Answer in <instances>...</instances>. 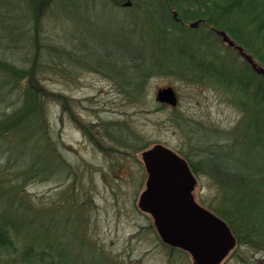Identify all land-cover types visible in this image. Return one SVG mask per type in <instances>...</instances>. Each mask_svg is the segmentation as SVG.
<instances>
[{"label":"trees","instance_id":"1","mask_svg":"<svg viewBox=\"0 0 264 264\" xmlns=\"http://www.w3.org/2000/svg\"><path fill=\"white\" fill-rule=\"evenodd\" d=\"M124 1L0 0V103L12 106L0 112V140L8 143L0 142L6 159L0 165V247L15 252L19 264H86L96 256L82 235L80 214L87 199L74 188L71 165L57 156L56 145L46 138L51 129L47 117L51 92L34 83H39L38 74L46 64L37 59L32 66H18L6 58L4 49L22 48V39L13 32L22 29L24 41L29 40L24 26L31 19L40 55L59 52L69 58L73 51H56L40 37L42 18L84 22L88 13L99 15V3L106 12ZM133 4L136 17L131 12L121 16L132 19L134 50L128 57L120 52L121 63L92 58L95 52L84 44L75 48L89 56L94 68L114 69L108 75L137 101L147 78L158 73L224 90L239 108V120L224 131L222 142L207 141L199 129L193 151L183 156L213 182L218 202L211 209L229 224L237 246L264 251V0H133ZM192 21H199V26L187 24ZM219 31H225L234 45L226 43ZM14 87L21 88L16 97ZM125 136L113 137L135 147ZM53 173L68 174L69 196L59 192L62 198L49 202L32 197L26 187L29 179Z\"/></svg>","mask_w":264,"mask_h":264},{"label":"rangeland","instance_id":"2","mask_svg":"<svg viewBox=\"0 0 264 264\" xmlns=\"http://www.w3.org/2000/svg\"><path fill=\"white\" fill-rule=\"evenodd\" d=\"M98 5L99 15L93 17L87 12L89 20L84 22L48 15L42 18L40 37L54 44L56 51H73L69 58L59 52L52 57L47 52L40 55L37 28L31 19L24 26L29 40L24 41L22 29L12 31L22 39V48L7 46L5 56L18 66H32L37 59L46 64L38 74L39 83H34L51 92L47 109L51 129L46 138L56 145L57 156L71 165L74 188L87 199L80 214L84 222L82 235L87 249L96 257H90L86 264H195L188 251L162 241L152 215L138 206L147 178L142 152L160 142L179 154L191 153L199 129L207 141L215 138L222 142L226 139L224 131L239 120L240 110L220 87L172 74L149 76L140 101L129 96L108 75L114 74V69L104 72L94 68L89 56L87 59L75 48L76 44H84L95 52L92 58H109L114 64L121 63L120 52L128 57L134 50L132 19L121 16L131 12L136 17L133 2L126 0L106 12ZM190 23L199 26V21ZM128 74H133L132 70ZM165 86L174 87L178 105L157 101L158 89ZM20 90L12 88L13 97ZM10 108L0 103V112ZM119 133H126L125 138L135 147L119 143L113 137ZM6 141L0 140L1 144H8ZM0 147L1 165L6 159L4 145ZM50 175L29 179L26 187L32 197L49 202L61 199L63 194L69 196L68 174ZM194 194L207 207L218 202L216 187L202 174ZM0 264H19L18 256L0 247ZM220 264H264V251L236 246Z\"/></svg>","mask_w":264,"mask_h":264},{"label":"water","instance_id":"3","mask_svg":"<svg viewBox=\"0 0 264 264\" xmlns=\"http://www.w3.org/2000/svg\"><path fill=\"white\" fill-rule=\"evenodd\" d=\"M220 33L229 44H234L225 31ZM156 99L173 106L178 104L172 86L159 88ZM142 158L148 178L138 205L152 214L161 239L189 251L195 264H220L236 246L237 238L223 218L193 198L187 161L160 142L143 150Z\"/></svg>","mask_w":264,"mask_h":264},{"label":"flooded vegetation","instance_id":"4","mask_svg":"<svg viewBox=\"0 0 264 264\" xmlns=\"http://www.w3.org/2000/svg\"><path fill=\"white\" fill-rule=\"evenodd\" d=\"M132 2H133V0H131ZM199 24V23H198ZM190 25H192L193 27H195V26H197V25H193L192 23H190ZM224 39V38H223ZM182 156H183V154H181ZM185 158V157H184ZM186 159V158H185ZM186 161H187V164H188V166H189V169H190V182H189V184H188V186L190 187V190H191V193L193 194V198L195 199V201L198 203V204H200V205H202V206H205L201 201H199V200H197V198H196V196H195V194H194V189H195V187H196V185H197V182H198V178L201 176V174H200V172H197L195 169H194V167H193V165H192V163L188 160V159H186ZM145 170H146V168H145ZM146 174H147V177H148V172H147V170H146ZM146 180H147V178H146ZM146 180H145V186H146ZM206 208H208L209 210H211L212 212H213V210L210 208V207H207V206H205ZM170 246V245H169ZM171 247H175V246H171Z\"/></svg>","mask_w":264,"mask_h":264}]
</instances>
